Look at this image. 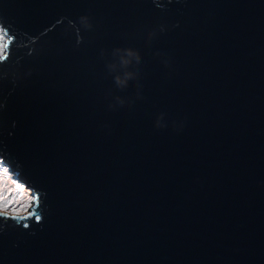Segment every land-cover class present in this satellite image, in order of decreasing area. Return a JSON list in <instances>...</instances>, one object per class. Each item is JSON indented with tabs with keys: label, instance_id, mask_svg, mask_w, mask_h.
<instances>
[{
	"label": "water",
	"instance_id": "95a60500",
	"mask_svg": "<svg viewBox=\"0 0 264 264\" xmlns=\"http://www.w3.org/2000/svg\"><path fill=\"white\" fill-rule=\"evenodd\" d=\"M0 28V161L41 199L0 264H264V0H0Z\"/></svg>",
	"mask_w": 264,
	"mask_h": 264
},
{
	"label": "clouds",
	"instance_id": "9594fccd",
	"mask_svg": "<svg viewBox=\"0 0 264 264\" xmlns=\"http://www.w3.org/2000/svg\"><path fill=\"white\" fill-rule=\"evenodd\" d=\"M129 55L133 53L129 52ZM128 63L127 60L124 61ZM117 82L123 84L124 81L117 77ZM0 177H7V180L0 181V218L11 219L17 224H25L26 221L31 218L40 219L39 207L41 203L40 193L31 187H27L25 184L12 178L10 171L0 169ZM7 184L9 187L5 188ZM11 190L12 200L15 201L13 207L18 208V213L14 214L10 209H6L4 205L9 204L7 192Z\"/></svg>",
	"mask_w": 264,
	"mask_h": 264
},
{
	"label": "rangeland",
	"instance_id": "374dc122",
	"mask_svg": "<svg viewBox=\"0 0 264 264\" xmlns=\"http://www.w3.org/2000/svg\"><path fill=\"white\" fill-rule=\"evenodd\" d=\"M6 39H7L6 35L3 34V32H2V30L0 28V55H2V53H3V49H4V44L3 43H5ZM0 169H5L7 171H10L9 168H7L6 166L3 165L2 161H0ZM12 178L17 180L13 174H12ZM7 179H8L7 177H0V181L7 180ZM4 187L8 188L9 186L7 184H5ZM7 196H8L9 204L4 205V207L6 209H10L14 214H17L18 213V208L17 207H13V205H15V201L12 200V193H11L10 189L7 192Z\"/></svg>",
	"mask_w": 264,
	"mask_h": 264
},
{
	"label": "trees",
	"instance_id": "16d2710c",
	"mask_svg": "<svg viewBox=\"0 0 264 264\" xmlns=\"http://www.w3.org/2000/svg\"><path fill=\"white\" fill-rule=\"evenodd\" d=\"M4 41V40H3ZM4 44V43H3Z\"/></svg>",
	"mask_w": 264,
	"mask_h": 264
}]
</instances>
